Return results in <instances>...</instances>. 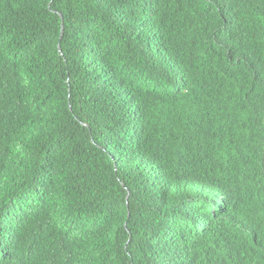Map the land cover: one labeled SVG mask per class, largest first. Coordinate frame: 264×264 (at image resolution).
I'll return each mask as SVG.
<instances>
[{"label": "trees", "instance_id": "1", "mask_svg": "<svg viewBox=\"0 0 264 264\" xmlns=\"http://www.w3.org/2000/svg\"><path fill=\"white\" fill-rule=\"evenodd\" d=\"M208 197L264 264V0H0V264H167Z\"/></svg>", "mask_w": 264, "mask_h": 264}, {"label": "clouds", "instance_id": "2", "mask_svg": "<svg viewBox=\"0 0 264 264\" xmlns=\"http://www.w3.org/2000/svg\"><path fill=\"white\" fill-rule=\"evenodd\" d=\"M183 204L184 200L179 205L183 208ZM219 209L220 204L217 200L208 197L206 203L197 205L194 214L185 218L173 213H163V235L166 239L172 240L173 232L182 229L185 234L192 235L195 242H191L193 247L191 245L188 249H179L175 246L173 254L165 253L161 258H164L167 264H208L215 247L211 241L200 235V230L210 226L216 220Z\"/></svg>", "mask_w": 264, "mask_h": 264}]
</instances>
